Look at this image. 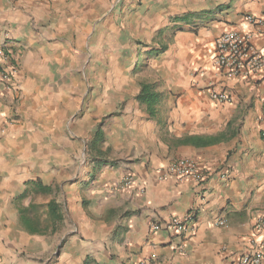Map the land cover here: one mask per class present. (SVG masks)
Here are the masks:
<instances>
[{
    "label": "crops",
    "instance_id": "crops-1",
    "mask_svg": "<svg viewBox=\"0 0 264 264\" xmlns=\"http://www.w3.org/2000/svg\"><path fill=\"white\" fill-rule=\"evenodd\" d=\"M115 1L0 0V43L15 64L0 82V264H235L264 236L254 230L264 214V70L227 75L214 39L251 30L244 17L264 19V0H120L126 17L153 1L172 16L161 27L172 34L156 54L155 114L130 104L104 118L120 93L112 75L102 87L90 72L97 48L132 46V27L120 36L112 20ZM253 44L264 54L262 36ZM210 88L230 101L214 103ZM98 130L87 168L79 150ZM206 137L216 141L198 143ZM179 158L204 173L201 183L167 173ZM125 175L134 183L117 187ZM37 202L43 217L30 213ZM174 217L183 231L153 228Z\"/></svg>",
    "mask_w": 264,
    "mask_h": 264
},
{
    "label": "rangeland",
    "instance_id": "rangeland-1",
    "mask_svg": "<svg viewBox=\"0 0 264 264\" xmlns=\"http://www.w3.org/2000/svg\"><path fill=\"white\" fill-rule=\"evenodd\" d=\"M139 2L137 1L135 3L136 7L140 6V4H138ZM151 2L152 5L155 4L153 1ZM115 3L116 7L112 20L120 36L122 35V27H132V46L130 51H126V47H120L122 46L120 43L115 46L107 47L105 45H100L97 48L98 50L96 53L99 58L97 64L93 66L90 72L99 74L100 86L102 87L105 86L103 79L106 80V75H112L114 79L110 80V83H113L116 90L120 93L118 95L119 97L115 100V105L103 112L104 118H108L112 115H121L124 109H127V106L130 104L134 106L138 105V109H140L141 112L144 111L143 106L145 105L141 106L133 93H135L141 83H150L153 85V88L157 85L153 80L158 73L156 54L160 52V49L154 47L157 44L162 48L164 44H161V42L165 44L170 42L172 34L168 28H161L171 27L172 16H159L157 8H154L151 4H149L151 6L150 9L148 5L146 11L141 13L137 12L136 7H133L131 9L133 12L130 11L132 12L131 15L126 17L127 9L122 11L124 1L116 0ZM168 3H174V1H165L163 6L168 5ZM105 11L106 10H104V12ZM109 16L111 17L110 14ZM159 27L160 29L156 30ZM89 82L90 80H88V83ZM126 114L129 115V111ZM132 114H134V112H132ZM87 149L92 150V148H89L87 142L82 143V149L80 148L79 150L80 157L77 159V162L89 168L91 165L90 152H87L89 151ZM45 212L44 202H37L30 213L43 217Z\"/></svg>",
    "mask_w": 264,
    "mask_h": 264
},
{
    "label": "built area",
    "instance_id": "built-area-1",
    "mask_svg": "<svg viewBox=\"0 0 264 264\" xmlns=\"http://www.w3.org/2000/svg\"><path fill=\"white\" fill-rule=\"evenodd\" d=\"M246 23L253 27L251 30L229 29L220 33L214 39L213 62L216 67L225 71L229 76L247 77L261 73L264 70V54L253 44V39L260 35L264 39V19L259 16L245 15ZM6 41L0 43V82L6 83L10 78V71L14 70L12 56L6 51ZM7 65V66H6ZM209 98L217 104L230 101L229 95L225 92L210 88L208 90ZM262 111L264 118V98L262 100ZM260 135L264 139V127L260 129ZM167 173L181 177L193 179L201 183L204 179V173L199 170L194 162L187 158H179L169 163ZM134 183L131 175H125L118 180L117 187H127ZM223 225L224 222H217ZM172 229L181 232L185 229V221L178 218H171L167 223L154 224V229L159 228ZM264 229V214L260 215L254 224L255 234ZM264 236L261 238L252 237L251 247L239 255L235 264H263ZM138 264H154L150 259H143Z\"/></svg>",
    "mask_w": 264,
    "mask_h": 264
},
{
    "label": "trees",
    "instance_id": "trees-1",
    "mask_svg": "<svg viewBox=\"0 0 264 264\" xmlns=\"http://www.w3.org/2000/svg\"><path fill=\"white\" fill-rule=\"evenodd\" d=\"M163 49L164 48L162 47L160 49V51ZM136 100L140 104L146 106V111L150 116H153L155 114V105L157 102V97L154 93V88H153L152 84L141 83L139 93L136 96ZM101 138H102V134H101L100 130H98L96 132L95 137H94V142H92L90 144L92 150L99 152V150L97 149V146H96V141H99ZM197 141H199L198 143L202 145V144H209V143L214 142L216 140H214L213 138H207L206 137L204 139L198 138ZM48 210H49L50 215L52 217H55V216L57 217V215L55 214L56 206L54 205V203H52V202L48 203ZM24 222H25L26 226L30 227L31 224L28 221L25 220Z\"/></svg>",
    "mask_w": 264,
    "mask_h": 264
}]
</instances>
